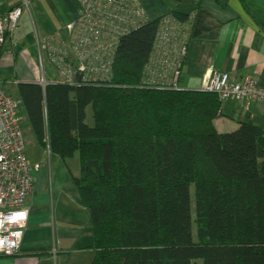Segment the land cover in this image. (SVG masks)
<instances>
[{
	"label": "crops",
	"instance_id": "1",
	"mask_svg": "<svg viewBox=\"0 0 264 264\" xmlns=\"http://www.w3.org/2000/svg\"><path fill=\"white\" fill-rule=\"evenodd\" d=\"M27 1L30 9L8 38L0 57L1 79L13 77L17 86L42 82L39 52L54 37L70 43L66 28L76 23L75 0ZM22 3L0 0V19ZM44 78L49 85L61 81L48 65ZM30 162L41 168L35 174V193L26 205L29 217L25 235L19 252L12 258L0 257V264H86L84 207L65 165L40 148ZM72 168L78 173L76 162Z\"/></svg>",
	"mask_w": 264,
	"mask_h": 264
},
{
	"label": "built area",
	"instance_id": "2",
	"mask_svg": "<svg viewBox=\"0 0 264 264\" xmlns=\"http://www.w3.org/2000/svg\"><path fill=\"white\" fill-rule=\"evenodd\" d=\"M30 3H23L0 19V57L9 37L19 27ZM70 43L57 37L48 40L47 47L39 52V66L45 89L49 84L44 78L46 66L61 76L59 83L79 87L77 28L76 23L67 26ZM44 51V52H43ZM0 77V257L12 258L20 250L29 217L28 199L35 193V174L40 164L31 166L28 162L25 143L17 115V103L4 91Z\"/></svg>",
	"mask_w": 264,
	"mask_h": 264
},
{
	"label": "trees",
	"instance_id": "3",
	"mask_svg": "<svg viewBox=\"0 0 264 264\" xmlns=\"http://www.w3.org/2000/svg\"><path fill=\"white\" fill-rule=\"evenodd\" d=\"M17 90L38 146L62 160L84 207L79 87L19 84Z\"/></svg>",
	"mask_w": 264,
	"mask_h": 264
},
{
	"label": "rangeland",
	"instance_id": "4",
	"mask_svg": "<svg viewBox=\"0 0 264 264\" xmlns=\"http://www.w3.org/2000/svg\"><path fill=\"white\" fill-rule=\"evenodd\" d=\"M59 77L61 78V76H59ZM3 87H4V91H5L6 95L11 100H13L14 102L17 103V115H18V118L20 119V128H21L23 140L25 143L26 156H27L28 161L30 162V160L34 156L35 150L37 148H40V147L37 144V141H36L35 136L32 132V129L30 127V124L28 122L26 114L23 111L22 106L19 102L17 85L14 82V78L13 77L6 78V80H4ZM40 149H42V148H40Z\"/></svg>",
	"mask_w": 264,
	"mask_h": 264
}]
</instances>
